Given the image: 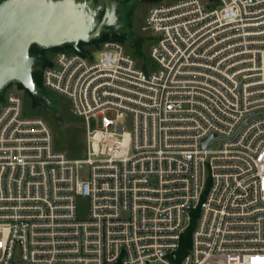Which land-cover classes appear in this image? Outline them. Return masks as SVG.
Returning a JSON list of instances; mask_svg holds the SVG:
<instances>
[{
  "label": "built area",
  "instance_id": "built-area-1",
  "mask_svg": "<svg viewBox=\"0 0 264 264\" xmlns=\"http://www.w3.org/2000/svg\"><path fill=\"white\" fill-rule=\"evenodd\" d=\"M211 1L151 7L146 66L108 41L41 68L83 158L5 94L0 264H264V0Z\"/></svg>",
  "mask_w": 264,
  "mask_h": 264
},
{
  "label": "water",
  "instance_id": "water-1",
  "mask_svg": "<svg viewBox=\"0 0 264 264\" xmlns=\"http://www.w3.org/2000/svg\"><path fill=\"white\" fill-rule=\"evenodd\" d=\"M105 13L96 25L89 16L98 13L91 0H4L0 3V91L20 82L33 95L40 88L33 77L37 57L30 47H52L65 40L89 41L105 30L112 6L105 0ZM90 14V15H89Z\"/></svg>",
  "mask_w": 264,
  "mask_h": 264
},
{
  "label": "rangeland",
  "instance_id": "rangeland-1",
  "mask_svg": "<svg viewBox=\"0 0 264 264\" xmlns=\"http://www.w3.org/2000/svg\"><path fill=\"white\" fill-rule=\"evenodd\" d=\"M178 0H111V14L109 18V25L113 26L117 31L127 32L134 37H143V46L145 56L138 59L140 64L149 62V49L153 43V38L149 31L145 30L146 18L151 7L157 4L172 3ZM208 5L212 1L205 0ZM3 0H0L2 3ZM90 15V14H89ZM91 25L98 23L97 18L89 16ZM115 41L122 43L127 50V41H120L115 36L111 35L108 38L100 39L95 43L87 44L81 49L84 53H91L99 48L104 42ZM69 40H65L58 45L69 44ZM55 50L49 49L46 51L45 58L51 59L54 56ZM35 68V64H34ZM40 82L42 84L44 101L34 99L25 89H21L12 81L8 83L1 91L5 95L9 90H16L20 92L25 101V113L31 116L42 117L49 123L54 136L56 145L59 149L66 151L69 155L83 158L86 150V124L83 118L75 115L71 110L69 100L63 96L55 93L43 86L41 71L38 72ZM0 91V92H1ZM91 127L97 125L96 119L91 118ZM89 203L87 199L82 200L79 205V215L82 217L88 214Z\"/></svg>",
  "mask_w": 264,
  "mask_h": 264
},
{
  "label": "trees",
  "instance_id": "trees-1",
  "mask_svg": "<svg viewBox=\"0 0 264 264\" xmlns=\"http://www.w3.org/2000/svg\"><path fill=\"white\" fill-rule=\"evenodd\" d=\"M4 1V0H3ZM102 16V14L100 15V17ZM115 36L118 40L124 42L127 41L128 43V51L138 60L140 58H143L145 56V50H144V46H143V37H134L132 34H128L127 32H121V31H117L115 28H113V26L107 24L105 30L101 33V35L97 38H93L89 41H79L77 46L74 45L73 41H70L69 44H63V45H55L52 47H49V49L52 50H72V51H78L81 53H84L83 51H81V49H83V47L87 44L90 43H95L97 41H99L100 39H105L108 38L109 36ZM48 50V48L46 47H42L38 44H33L30 47V54L34 55L37 57V61L35 63V68L33 70V77L34 80L36 81L37 85L42 88V84L40 82L39 76H38V72L41 71V68L49 63H51V59H46L45 58V54L46 51ZM144 65L146 66L147 63H144ZM19 88L21 89H25L24 86L17 81H14ZM12 83V82H10ZM9 83V84H10ZM26 90V89H25ZM4 91V90H3ZM3 91L0 92V101L4 100L5 95L3 94ZM43 89L41 91L40 95H33L31 94L28 90L27 92L34 98L37 99L38 101H44V97H43ZM186 243L189 242V234L186 236L185 238Z\"/></svg>",
  "mask_w": 264,
  "mask_h": 264
},
{
  "label": "flooded vegetation",
  "instance_id": "flooded-vegetation-1",
  "mask_svg": "<svg viewBox=\"0 0 264 264\" xmlns=\"http://www.w3.org/2000/svg\"><path fill=\"white\" fill-rule=\"evenodd\" d=\"M111 4V0H108ZM91 4L94 6V8L97 11V15L94 16L95 18H97L98 22L101 21L104 13H105V9H106V3L105 0H91ZM112 5V4H111ZM102 14V16L100 17V15Z\"/></svg>",
  "mask_w": 264,
  "mask_h": 264
}]
</instances>
